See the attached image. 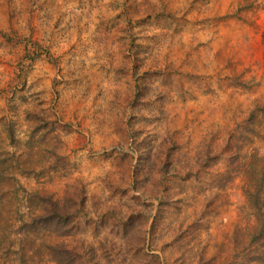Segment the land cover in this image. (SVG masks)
I'll return each instance as SVG.
<instances>
[{
	"label": "rangeland",
	"instance_id": "374dc122",
	"mask_svg": "<svg viewBox=\"0 0 264 264\" xmlns=\"http://www.w3.org/2000/svg\"><path fill=\"white\" fill-rule=\"evenodd\" d=\"M261 213L264 0H0V264H264Z\"/></svg>",
	"mask_w": 264,
	"mask_h": 264
},
{
	"label": "trees",
	"instance_id": "16d2710c",
	"mask_svg": "<svg viewBox=\"0 0 264 264\" xmlns=\"http://www.w3.org/2000/svg\"><path fill=\"white\" fill-rule=\"evenodd\" d=\"M56 210H57V208H56V206L53 204V210H52V211H53L54 214H55ZM43 218H45V215H41V216L38 215V216L34 217V220L36 219L35 221H37V223H39V220H41V219H43ZM261 218H262L261 221L264 220V214H262V213H261ZM255 220L258 222V221H259V218H256ZM51 221L53 222V221H55V219L52 218ZM24 226H26V225H23V227H24ZM63 233H66V231H63Z\"/></svg>",
	"mask_w": 264,
	"mask_h": 264
}]
</instances>
